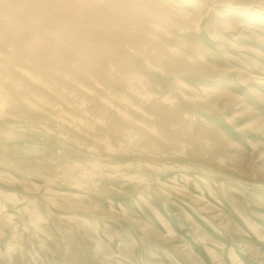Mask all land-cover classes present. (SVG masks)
Returning <instances> with one entry per match:
<instances>
[{"label":"rangeland","instance_id":"obj_1","mask_svg":"<svg viewBox=\"0 0 264 264\" xmlns=\"http://www.w3.org/2000/svg\"><path fill=\"white\" fill-rule=\"evenodd\" d=\"M74 2L0 4V264H264V0Z\"/></svg>","mask_w":264,"mask_h":264},{"label":"bare ground","instance_id":"obj_2","mask_svg":"<svg viewBox=\"0 0 264 264\" xmlns=\"http://www.w3.org/2000/svg\"><path fill=\"white\" fill-rule=\"evenodd\" d=\"M68 1L69 0H63L60 3L61 7L57 8V9L52 6V4H53L52 0H27L28 5H25V6H28V7L16 6L12 2H7L6 0H0V4H2V3L6 4L9 7L10 14L13 16V18H17V20L19 17H23V18L29 20L30 24H34V23H31V20L33 21V20H36L40 17H45L48 15L49 16L48 18L54 19L55 21L59 22L60 26L62 27L61 24H70L69 22L72 20L71 18L73 17V15H75V14L80 15L82 13V11L87 10V9H85L86 7L84 5L81 6L80 3L74 2V0L69 1L70 3H68ZM56 4H58V3L56 2ZM40 6H43L44 10L42 8H40ZM72 11L74 13H72ZM34 26H36V25H34ZM19 27L20 26H18V28ZM54 33L55 32H53V34ZM48 35L49 34H47L45 31L42 32V30H41V32L38 33V38H47ZM34 42H35V40H34Z\"/></svg>","mask_w":264,"mask_h":264}]
</instances>
